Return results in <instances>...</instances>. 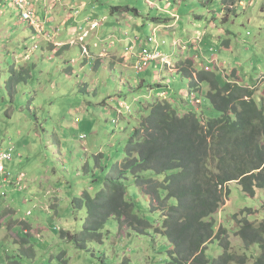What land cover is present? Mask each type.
<instances>
[{
    "label": "rangeland",
    "instance_id": "rangeland-1",
    "mask_svg": "<svg viewBox=\"0 0 264 264\" xmlns=\"http://www.w3.org/2000/svg\"><path fill=\"white\" fill-rule=\"evenodd\" d=\"M27 1L44 28L40 36L20 21L9 0H0V154L14 153L0 175V264H168L173 246L155 232L162 227L160 214L151 212L149 199L132 178L127 198L155 226L147 235L120 228L116 219L106 223L99 239L77 242L63 234L86 232L88 210L79 202L85 194L96 198L118 177L117 166L126 159L140 122L149 116L148 105L167 101L163 94L169 93L182 114L198 107L204 123L220 117L207 100V85L195 98H184L188 80L172 75L180 64L176 53L184 54L179 41L200 58L193 59L188 51L180 61L205 71L195 63L211 59L206 73H214L222 85L236 83L255 91L259 100L263 97L264 0H228L232 6L226 0ZM127 7L141 10L140 18L133 11L113 10ZM165 7L180 18L176 29H156L154 20L160 18L174 24L163 13ZM65 11L79 22L74 34L62 21ZM93 22L100 27L91 26ZM198 37L201 47L192 44ZM124 38L131 43L154 38L164 58L138 74L141 56L131 65L127 50L118 62L127 47ZM64 41L71 47L61 52L65 46L55 43ZM24 48L25 53L18 51ZM109 49L113 52L105 53ZM213 59L226 68L215 69ZM144 178L156 177L147 173ZM156 179L163 182L164 177ZM229 187L231 196L215 221L218 228L228 229L232 253L247 255V264H255L261 248H247L239 231L245 221L264 223V190L252 198L237 184ZM223 254L218 242L210 245L212 261Z\"/></svg>",
    "mask_w": 264,
    "mask_h": 264
},
{
    "label": "trees",
    "instance_id": "trees-1",
    "mask_svg": "<svg viewBox=\"0 0 264 264\" xmlns=\"http://www.w3.org/2000/svg\"><path fill=\"white\" fill-rule=\"evenodd\" d=\"M224 4L232 6L233 2L226 0ZM113 10L135 12L129 8ZM133 44L135 49L142 44L140 56L162 54L154 38ZM178 61L177 76L189 82L184 98H195L207 85V100L220 117L204 123L198 107L184 115L170 101L169 93L163 94L167 101L148 105L149 116L140 122L127 147L126 159L117 166L118 177L110 180L105 192L96 198L85 194L79 202H85L88 210L86 232L63 236L77 242L99 239V232L110 219H116L120 228L147 235L155 226L141 218L127 198V183L132 178L149 199L151 212L160 214L162 227L155 232L173 246L168 264H247V255L241 258L232 253L228 229L218 228L215 217L226 197L231 196L230 185H239L252 198L264 190V94L259 100L249 88L236 83L222 85L214 73L198 71L192 62ZM157 62L150 61L137 73H144ZM147 173L164 177L163 182L144 178ZM239 236L247 248H261L262 255L255 264H264V223L257 226L245 221ZM216 242L224 254L212 261L208 250Z\"/></svg>",
    "mask_w": 264,
    "mask_h": 264
},
{
    "label": "crops",
    "instance_id": "crops-1",
    "mask_svg": "<svg viewBox=\"0 0 264 264\" xmlns=\"http://www.w3.org/2000/svg\"><path fill=\"white\" fill-rule=\"evenodd\" d=\"M3 1V0H2ZM68 7V6H67ZM82 9H84L85 8V6L84 5H82V6H80ZM152 7H155V6H152ZM127 8H129V7H127ZM67 9V8H66ZM130 9V8H129ZM134 13L136 14V16L137 17H139L140 18V13H141V10H138V9H134ZM178 11V10H177ZM179 13L181 12V9L178 11ZM164 14H167V15H170L171 16V18H172V20L174 21V24L172 25V26H169L168 24L170 23V21L171 20H165L164 18H160V19H158V20H154V22H155V24L158 26L156 29H158V30H161V29H165V27H170L171 29H176V26H177V24H180V18H179V16L177 15V14H174V13H176L175 12V9H173V10H170V8L169 7H165V9H164V12H163ZM120 16H121V19H125V15L124 14H120ZM142 17V16H141ZM13 18V17H12ZM39 18V17H38ZM129 20H130V22L131 23H135V24H139L137 21H132V19L129 17ZM39 21H41L40 20V18H39ZM62 21L63 22H67V26H69L70 28L68 29V31H70L71 33H75V32H77L78 31V24H79V22L77 21V18H72V15L70 14V13H67V11H65L64 12V14L62 15ZM86 22H88L87 24H89L90 23V20L89 19H86L85 20ZM117 21L120 23V20L119 19H117ZM7 22H10V21H7ZM179 22V23H178ZM99 23L100 22H93L92 24H91V26H99L100 27V25H99ZM140 25V24H139ZM215 25V24H214ZM67 26H65V27H67ZM91 26H90V28H91ZM193 26V28H195L196 27V24H193L192 25ZM98 27V28H99ZM134 27H136V28H139V26L138 25H135ZM150 26L148 25L147 26V29L149 28ZM93 28V27H92ZM90 30V29H89ZM88 30V31H89ZM96 32V31H95ZM154 32H156V30H154ZM86 33H89V32H86ZM198 33V32H197ZM222 33H225V34H228L227 32H222ZM205 35V34H204ZM40 36V35H39ZM195 37V35H192V37H191V39L192 38H194ZM80 38H82V37H80ZM89 39V38H88ZM196 41V40H195ZM122 42H124V43H126L127 44V47L124 49V52L123 51H120V53H122V56L121 57H117L118 58V62H119V60H121L122 59V57H123V55L126 53V51L128 50L129 52H130V57H129V60H130V62L131 63H133V64H131V65H134V63H136V60H137V57L138 56H140L139 54H141L142 53V49H143V46H142V44L140 45V46H138L136 49H135V46H134V44L133 43H131V41H129L128 39H126V38H124V40H122ZM179 42H183V41H179ZM193 45L195 44V43H192ZM199 47H201L200 46V44L201 43H196ZM56 45H59V46H65V48H63V49H61V52L63 51V50H65L66 48H69V47H71L70 46V41L69 42H56L55 43V46ZM35 46H37V45H35ZM192 47V46H191ZM197 48L198 47H195V49L197 50ZM228 50L229 49H231L230 47H226ZM31 50V49H30ZM29 50V51H30ZM134 50V51H133ZM19 52H21L22 54L23 53H25V51H27L26 50V48H24L23 50H18ZM190 53H191V57L193 58V59H195V60H200V58H199V56L198 55H193V53L195 52V50L192 48L191 50H188ZM188 51L186 52V53H184L183 55H181V53H179V55H181V57H182V59L183 60H185L184 58L185 57H187L186 56V54L188 55L189 53H188ZM113 52V50H111V49H109L108 51H106L105 53H108V54H110V53H112ZM102 53H104V52H102ZM101 53V54H102ZM196 53V52H195ZM100 54V55H101ZM119 54V53H118ZM42 55H47V54H45V53H43ZM99 55V56H100ZM181 57H179V60H181ZM191 58V59H192ZM182 60V61H183ZM214 61H215V63H216V59H213ZM179 62V61H178ZM214 63V68L215 69H219V67H222L223 69H225L226 68V63H224V64H221L219 61L215 64ZM24 64H26V63H24ZM219 64H221L222 66H220ZM195 65L196 66H198L199 67V70H204L205 69V71H206V69H209V68H211L212 66H211V59L210 60H208V61H206V63H204L203 61H200L199 63H195ZM112 69L113 70H118L119 68H117V66H114V65H112ZM210 70V69H209ZM173 76H177V74L176 73H174V74H172ZM143 83H146V82H143ZM141 85H143V84H141ZM140 87L141 86H138V89H140ZM131 90H132V88H131ZM133 91V90H132ZM146 110H147V107L145 108ZM185 114V113H184ZM29 230V229H28ZM29 233H31V231L29 232Z\"/></svg>",
    "mask_w": 264,
    "mask_h": 264
},
{
    "label": "built area",
    "instance_id": "built-area-1",
    "mask_svg": "<svg viewBox=\"0 0 264 264\" xmlns=\"http://www.w3.org/2000/svg\"><path fill=\"white\" fill-rule=\"evenodd\" d=\"M14 10L19 14V19L24 24H28L37 35H42L44 28L41 27V23L39 19L37 18L36 14L32 11V7L29 5L27 0H9ZM97 28L98 26H94ZM195 42L197 43L200 39L197 38ZM195 43V44H196ZM200 43V42H199ZM177 46L183 50L185 53L187 51V46L183 45L181 42L177 43ZM86 52V50H85ZM159 58V55H153V56H141L140 62L137 64L139 67L136 71L139 70V72L142 71V68H144L150 61L156 60ZM145 61V62H143ZM206 71H209L206 69ZM11 160V154L10 153H1L0 154V175H3L5 173V166L4 163Z\"/></svg>",
    "mask_w": 264,
    "mask_h": 264
},
{
    "label": "bare ground",
    "instance_id": "bare-ground-1",
    "mask_svg": "<svg viewBox=\"0 0 264 264\" xmlns=\"http://www.w3.org/2000/svg\"><path fill=\"white\" fill-rule=\"evenodd\" d=\"M162 58H164L163 56H162V54H159V58H158V60L159 61H161L162 60ZM10 154H11V160L13 159V152L10 150V152H9ZM5 183H6V181H5ZM1 189V188H0Z\"/></svg>",
    "mask_w": 264,
    "mask_h": 264
}]
</instances>
